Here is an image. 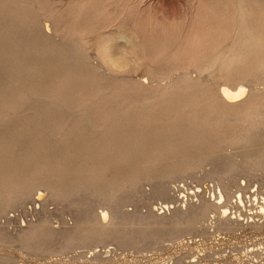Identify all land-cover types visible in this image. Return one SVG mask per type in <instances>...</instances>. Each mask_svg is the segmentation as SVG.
I'll return each instance as SVG.
<instances>
[{"label": "rangeland", "instance_id": "obj_1", "mask_svg": "<svg viewBox=\"0 0 264 264\" xmlns=\"http://www.w3.org/2000/svg\"><path fill=\"white\" fill-rule=\"evenodd\" d=\"M240 84L248 97L224 104L220 88ZM253 165L262 170L251 175ZM62 183L81 191L51 200ZM226 189L264 193V0H0V245L48 256L113 206L106 242L64 256L163 264L154 258L188 256L172 230ZM23 190L34 194L17 203ZM257 207L251 198L244 218ZM219 223L191 232L228 238L210 264L261 262L242 255L260 232Z\"/></svg>", "mask_w": 264, "mask_h": 264}, {"label": "bare ground", "instance_id": "obj_2", "mask_svg": "<svg viewBox=\"0 0 264 264\" xmlns=\"http://www.w3.org/2000/svg\"><path fill=\"white\" fill-rule=\"evenodd\" d=\"M119 36L117 35L116 38L117 37L119 38ZM121 37H122V34H121ZM125 37L128 38L127 36H125ZM117 40H115V42ZM126 40L128 41V39H126ZM132 40H133V38H132ZM110 41H112V38ZM131 42H135V40L131 41ZM110 43H112V42H110ZM113 43H114V41H113ZM127 43H130V42H127ZM135 44H136V42L133 44V46ZM130 45H132V44H130ZM135 49H136V47H135ZM137 53H138V50H137ZM132 54H135V53H132ZM116 62H118V61L116 60ZM117 64H120V63H117ZM250 84L253 85V82ZM249 90H250L249 86H247L245 84H240L236 88H231L229 86L223 85L220 88V97H221L222 101L224 102V104L233 105V104L240 103V102L244 101L248 97ZM247 167H248L247 170L250 171L251 175L252 174L255 175V173L258 171V169L262 170V168L260 166L258 167V166L253 165V166H247ZM231 181L232 180L230 178H227V179H225V181H223V184L228 185L227 182L229 183ZM63 185L58 186V187L54 186L50 189L51 196H52L51 200L53 199L57 202L64 203V202H67L68 197H72L73 195L76 194V192L81 191L80 189H76L74 186L70 187V186H67L66 184H63ZM89 189L90 188H88V189L85 188L82 191H84L86 193L89 191V193L93 196L97 195L96 194L97 192H92L93 190L90 191ZM115 189H113V190H115ZM42 192H44V191H42ZM108 192L109 191L105 192V194ZM21 193L22 194H18V197L16 200L17 203L19 201L21 203H25V201L28 198H32V196L34 194V190H28V191L23 190ZM45 193H46V190H45ZM101 193H103V192H101ZM105 194H103V195L106 197ZM109 194H107V196ZM216 194H217V196H216ZM216 194L215 193L213 194V196L211 198L212 200H209V199L203 200L202 203H200L198 206L193 207L192 211H190L188 213V216L186 218V219H188V221L184 227H182V228L181 227H175L174 230H172L174 233L179 232L181 234V235L179 234L180 236L177 237L176 243H174L172 246H174V247L176 246L177 248H179L180 253L186 252L188 256L182 257V256H180L179 253H175V254H168L167 253V254L157 256L156 258L153 257L154 259H156V261L163 262V264H210V262L208 261L210 258L208 255L209 254L208 252H210L215 247L216 244L221 245V244L225 243V241H227L228 238L225 239V237L222 238L219 235L218 236H212V235H210V233H208L206 231L203 238L197 241V240H195L194 237L191 236V232L193 231V229H195L198 226L208 225V220L210 219L211 216H212V218H215L216 216L219 217V221H220L219 225H221V226H226L227 228H231V225H233L235 223L237 226L242 225L247 229L256 230V231L260 232L262 236H264L263 235L264 234V193H263V197L260 196L259 193L255 192V193H253V195L250 198H247L245 196L246 194H244L240 191L232 197V195L226 189L225 193L222 191H218V193H216ZM43 195L44 194H42V193H38V196L34 199V203L36 202L38 204L45 206V204H47V202L43 198ZM174 195H176V194H174ZM104 196H102V197H104ZM178 196L180 197V195H178ZM178 196H176V197H178ZM109 197L111 198V196H109ZM259 197H261V198H259ZM251 198H253V201L257 202L258 207L256 208L255 215H252V216L250 215V216H247V218H244L245 216L243 213L244 212L243 209L245 210L246 203L249 202L251 200ZM233 200H236V201L233 202ZM232 203L235 204V206L238 210H240L241 207H242V209L237 213H234V214L231 213L230 209L228 208V206H226V204L229 205ZM29 204H30V202H29ZM26 206H28V205H26ZM112 207L113 206H111L107 210L102 211L100 214L97 213V214L92 215V217L90 219L86 220V222H84V223H79L78 227H76L75 229L81 233V236L77 235V237H74V234H73V236H69L68 234H65L64 241H62L60 243L59 247L54 248L53 252L50 251L51 253L48 256H42L41 257V256H39V254L28 255V254H25L24 252H20V250H16L15 248L5 247L3 245H0V261H3L7 255H18L21 262L25 263V264H43V263L45 264V262L48 263L49 261L51 262L50 264H102L101 263L102 261L100 259L101 254L99 252L91 253L90 258H87L85 255H82V254L78 255L77 257H72L69 255L64 256V255L68 254V253L71 254L72 252L77 251V250L79 251L80 249H89L90 252H92V251H95L96 248H98L99 244H101V243L103 244L104 242H106L105 241L106 238H109L108 237L109 235L106 233L111 229V227L113 225H117L116 222H114L115 218L113 219L110 216V214H111L110 210ZM163 209L170 210L169 206H165ZM181 212H183V211L178 209L176 214L181 213ZM110 217L112 219H110ZM243 221H244V223H243ZM155 223H156L155 225H160V224L164 223V219L156 217ZM174 223H173V225L176 224V223L175 224ZM85 224L88 226H91V227L85 228V226H84ZM131 224H133V223H131ZM176 226H180L179 221L177 222ZM115 228H117V227H115ZM123 228H125V227H123ZM56 231H55V233H56ZM61 232H63V231H61ZM8 233H10V232H8ZM252 233L255 234L254 232H252ZM105 234H106V236H105ZM9 236H11V234ZM16 236H17V234H16ZM16 236L14 238H16ZM233 236L234 235H232V237ZM104 237H105V240H104ZM229 237H231V235ZM241 237H243V236H241ZM241 237H240V239H242ZM257 237L258 236H256V238ZM252 239H253V237H252ZM155 240L156 239H154L153 241L156 242ZM231 240H232V238H231ZM238 240H237V242H238ZM242 240H244V239H242ZM16 241H18V240H16ZM162 241H164V240H162ZM161 242H157V243L161 244ZM247 243H248V241H247ZM225 245H223V246H225ZM233 245H234V243H233ZM240 245H239V247H240ZM249 246H247V248H244L245 252L242 255L245 258L251 259L252 257H250V256H252L253 254L254 255L259 254L261 257H259L258 259H261L260 263L264 264V241L259 242V244L255 245L254 248L251 250H249V248H248ZM255 247H258V248L255 249ZM158 248H159V245H158ZM39 249H40L39 246H36L35 248H33L34 251H38ZM162 249L163 248H161V250ZM214 250H216V249H214ZM24 251H26V250H24ZM240 251L242 252V250H240ZM35 255L37 257L33 258V256H35ZM106 255H107V253H106ZM166 255H168V256L166 257ZM235 256L234 257L236 259L239 257L238 255H235ZM142 259H144V258L135 257L130 261L116 260L112 264H143ZM226 259L227 258H223V259L221 258L219 260L215 259L214 262L216 263L217 261L218 262L222 261L223 263H218V264H233L231 262H228V260H226ZM5 260H6V262L10 261L7 258ZM260 263H258V261L256 262V264H260ZM12 264H15V263H12ZM160 264H162V263H160Z\"/></svg>", "mask_w": 264, "mask_h": 264}]
</instances>
